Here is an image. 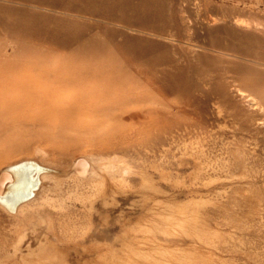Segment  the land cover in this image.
I'll return each mask as SVG.
<instances>
[{
	"label": "rangeland",
	"instance_id": "rangeland-1",
	"mask_svg": "<svg viewBox=\"0 0 264 264\" xmlns=\"http://www.w3.org/2000/svg\"><path fill=\"white\" fill-rule=\"evenodd\" d=\"M127 3L112 11L124 22L36 8L48 30L32 38L0 20V170L29 165L28 184L0 194V264H264V12ZM33 9L0 0L8 20ZM89 155L104 177L65 176ZM43 173L64 176L61 189ZM23 187L34 194L22 203H37L17 213L9 198ZM47 191L58 201L42 206Z\"/></svg>",
	"mask_w": 264,
	"mask_h": 264
},
{
	"label": "bare ground",
	"instance_id": "bare-ground-1",
	"mask_svg": "<svg viewBox=\"0 0 264 264\" xmlns=\"http://www.w3.org/2000/svg\"><path fill=\"white\" fill-rule=\"evenodd\" d=\"M22 1H28V2H30V3H33L34 4V8L35 9H33V10H20V11H17L18 12V14H19V17L18 18H16L14 21H12L11 19H5L4 17H1L0 16V20L1 21H5V22H7L8 21V23H10V25H11V28H12V30H15V31H17V30H21L20 31V35L22 36V37H24V38H26V37H30V38H32V37H36V35H38V33H41V32H45V30L47 31L48 29H47V27L45 26L46 25V22H47V18H46V16L45 15H43L42 14V12H40V11H36V8H41V7H43V6H47V7H49V8H60V9H64V11H65V9L66 10H70V11H77V12H79V13H81V14H84V15H92L93 17L95 16V17H97V18H99L100 20H107V21H114V22H124L123 20H122V18H120V17H118L119 15H114V13L112 12L113 10H115V9H117L120 13H122V11L126 8V7H129L130 5L127 3V0H122L123 2H121V3H117V4H110V3H108V2H106L105 0H104V2H101L100 4L97 2V0H77L78 2L79 1H82V2H79L77 5H75L74 3H72L73 1L72 0H69V1H67V2H64V1H62V0H22ZM221 1V3H230L231 4V6H232V8H239V6H242V8L244 7V8H247L248 9V11H250V10H252L253 12L255 11H263L264 12V0H220ZM130 8H131V6H130ZM122 15V14H121ZM120 15V16H121ZM215 21V20H214ZM241 21V20H240ZM243 23V22H242ZM41 24V25H40ZM235 24V23H234ZM40 25V26H39ZM51 32H53L54 33V31H51ZM55 34V33H54ZM3 36V35H2ZM97 46H100L101 48H103L101 45H98L97 44ZM90 47V46H89ZM99 48V47H98ZM101 48H100V50H101ZM104 49V48H103ZM102 49V50H103ZM94 50V49H93ZM98 51V50H97ZM82 53H85V51H83L82 50ZM21 54H22V51H21ZM254 101V100H253ZM255 102V101H254ZM254 104V103H253ZM185 144V143H184ZM176 149V148H175ZM41 152V154H42V151H40ZM175 152V151H174ZM36 153H37V151H36ZM203 154V153H202ZM35 155V154H34ZM90 156V155H89ZM179 156V155H178ZM98 157V156H97ZM98 158H100V157H98ZM98 158H96V156L95 157H89V158H87V162L84 160V162H83V160H81V159H75L74 160V162H73V164H72V167H71V170H70V172L68 173V175H67V173H66V175L65 176H69V175H71L72 177L74 176V175H76V177H81V178H85V179H87L88 177V179L87 180H91L92 182H94V178H93V176L95 175V179H96V177H98L99 176V174H98V171L100 172H102V175H103V172L106 170V169H104L105 168V166H103L105 163H104V161L102 160V162H101V160L100 159H98ZM235 158V157H234ZM18 159V158H17ZM26 159V158H25ZM89 159V160H88ZM114 159V158H113ZM236 159V158H235ZM77 160V161H76ZM238 160V159H237ZM88 161H90L91 163H92V165H94L95 167H96V169L95 168H89V169H87L86 168V163H88V164H90V162H88ZM196 161V160H195ZM239 161V160H238ZM5 163L7 162V161H4ZM11 162V161H10ZM37 162V161H36ZM194 162V161H193ZM13 163V162H12ZM46 163V162H45ZM44 163V166H46V164ZM245 163V162H244ZM3 164V163H2ZM7 164V163H6ZM10 164V163H9ZM39 164V163H38ZM211 164V163H210ZM43 165V164H42ZM91 165V164H90ZM178 165V164H177ZM49 166V165H48ZM47 166V167H48ZM93 166V167H94ZM207 166V165H206ZM240 166V165H239ZM241 166H243V164H241ZM240 166V167H241ZM29 167V165H28V163L27 162H25V161H21V162H15V163H13V165H11L9 168H8V172H11V174L10 173H8V172H5L4 170H0V194H2V192H4L3 190H5L7 187H5V185L11 180V179H13V180H15V182L16 181H20L21 179H23L27 184H28V175H27V171H26V169ZM51 167V166H50ZM54 167V166H53ZM92 167V166H91ZM199 167H200V165H199ZM198 167V168H199ZM196 168V167H195ZM242 168V167H241ZM57 169V168H56ZM206 169V168H205ZM240 169V168H239ZM58 170H61V168L60 169H58ZM192 170V169H191ZM107 171V170H106ZM196 171V170H195ZM241 171V170H240ZM26 172V173H25ZM100 172V173H101ZM189 172H191V171H189ZM235 172H237L236 170H235ZM242 172V171H241ZM244 172V171H243ZM31 173V172H30ZM29 173V174H30ZM54 173V172H53ZM105 173V172H104ZM112 173V172H111ZM110 173V174H111ZM196 173H197V171H196ZM64 174V173H63ZM113 174H114V172H113ZM233 174V173H232ZM231 174V175H232ZM234 174H236V173H234ZM237 174H239V173H237ZM236 174V175H237ZM41 176H39V178L40 177H42V180L43 181H47L48 180V177L50 176V175H47V174H44L43 173V176H42V174H40ZM106 175V174H105ZM105 175H103L102 177H104ZM187 175V174H186ZM231 175H229V176H231ZM101 176V175H100ZM235 176V175H234ZM234 176H233V178H234ZM47 177V178H46ZM58 178L59 177H62V176H57ZM64 177V176H63ZM62 177V178H63ZM75 177V176H74ZM101 177V178H102ZM114 177V176H113ZM113 177H111V178H113ZM192 177V176H191ZM33 178V177H32ZM43 178H46V179H43ZM58 178H56V176H54V177H49V179L51 180L52 179V181H50L49 183H50V185L51 186H53L54 187V189H55V191H57V190H59V189H61V185L59 184L60 183V180L58 179ZM69 178V177H68ZM81 178H79V179H81ZM93 178V179H92ZM236 179L238 178V177H235ZM65 179H66V177H65ZM114 179V178H113ZM116 180H117V178H115ZM62 180V179H61ZM82 180V179H81ZM84 180V179H83ZM100 180H102V179H99V181ZM116 180H113V181H115V183H117V184H123V183H121L122 181H123V179H119L118 178V180H117V182H116ZM231 180V179H230ZM97 181V180H96ZM102 181H104V180H102ZM221 181H222V179H221ZM226 181V180H225ZM13 182V181H12ZM24 182V183H25ZM79 182H81V181H79ZM82 182H84V181H82ZM86 182V181H85ZM90 182V181H89ZM88 182V183H89ZM204 182V181H203ZM202 182V183H203ZM207 182V181H206ZM205 182V183H206ZM216 182H219L218 180L216 181ZM240 182H241V180H240ZM246 182V181H245ZM87 183V182H86ZM85 183V184H86ZM99 183V182H98ZM100 183H101V181H100ZM113 183V182H112ZM209 183V182H208ZM12 184H14V183H12ZM79 184V183H78ZM84 184V185H85ZM241 184V183H240ZM41 185V184H40ZM45 185V184H44ZM43 184L40 186V187H42V186H44ZM50 185H48L47 186V184H46V186H47V188L50 186ZM73 185H74V183H73ZM77 185V184H76ZM80 185H81V183H80ZM92 185V184H91ZM94 185V184H93ZM123 185H125V184H123ZM9 186H10V184H9ZM50 186V187H51ZM78 186V185H77ZM76 186V187H77ZM86 186V185H85ZM84 186V187H85ZM96 186V185H95ZM114 186V185H113ZM243 186H244V184H243ZM242 186V188H245V187H243ZM5 187V188H4ZM11 187V186H10ZM27 187V186H26ZM90 187H92V186H90ZM115 187V186H114ZM43 188V187H42ZM70 188V187H69ZM79 188V187H78ZM81 188H82V186H81ZM88 188V187H87ZM118 188V187H117ZM188 188V187H187ZM206 188V187H205ZM36 189V188H35ZM41 189V188H40ZM74 189V192L73 193H75V188H73ZM230 190H231V188H229ZM234 189V188H233ZM232 189V190H233ZM236 189V188H235ZM234 189V190H235ZM247 189V188H246ZM67 190V189H66ZM69 190H71V189H69ZM77 190V189H76ZM229 190V191H230ZM239 190V189H238ZM241 190V189H240ZM29 192L28 194H26L25 196H23L22 194L24 193V192ZM42 189L38 192V193H42ZM80 191V190H79ZM78 191V192H79ZM115 191V190H114ZM243 191H245L244 189L242 190V192ZM50 192V191H49ZM70 192V191H69ZM77 191H76V194L78 193ZM85 192V191H84ZM86 192H87V190H86ZM221 192V191H220ZM224 192V191H223ZM254 192V191H253ZM55 193V192H54ZM105 193V192H104ZM193 193H195V192H193ZM219 193V192H218ZM13 195L11 196V198H9V199H12V200H10L11 202H12V204L15 202V201H17L18 200V202H20L22 199H26V198H30V197H32V195L34 194V192L32 193L31 192V189L30 190H28V188H27V190H26V188H19L18 190H16L14 193H12ZM36 194V193H35ZM43 194V193H42ZM46 194V196H45V198L43 199V201H42V198H41V202H43L42 204V206H44V203L45 202H53V201H55V200H57L56 199V195L54 196V194H50V193H48V191H47V193H45ZM75 194V195H76ZM197 194V193H196ZM223 194V193H222ZM235 194V193H234ZM243 195H244V192L242 193ZM251 194V193H250ZM11 195V194H10ZM89 195V194H88ZM104 195V194H103ZM174 195V194H173ZM224 195V194H223ZM237 195V194H236ZM21 196H23V198L21 197ZM58 196V195H57ZM83 196V195H82ZM91 196V195H90ZM105 196V195H104ZM172 196V195H171ZM8 197H10V196H8ZM40 197V196H39ZM39 197H38V199H39ZM59 197V196H58ZM77 197V196H76ZM250 197V196H249ZM258 197V196H257ZM61 198V197H60ZM59 198V199H60ZM78 198V197H77ZM79 198H81V197H79ZM83 198V197H82ZM86 198V197H85ZM93 198V197H92ZM35 199H37V196H36V198ZM34 198L33 199H31V200H29V201H27V202H24V203H22L23 201H21V204L20 205H18L17 207H16V210L15 211H17V213H19V212H22L23 210H24V207H25V205H30V204H32L33 205V203L35 204V203H37L36 202V200H35ZM74 199V198H73ZM84 199V198H83ZM89 199V198H88ZM190 199V198H189ZM248 199V198H247ZM250 199H252V198H250ZM255 199V198H254ZM253 199V200H254ZM260 199V198H259ZM14 200V201H13ZM201 200V205H202V200L203 199H200ZM200 200H198V201H200ZM207 200V199H206ZM252 200V201H253ZM6 201H8V199L6 200ZM58 201V200H57ZM75 201V200H74ZM93 201V200H92ZM192 201V200H191ZM195 202H196V200H194ZM198 201H197V204L199 205V203H198ZM263 201H264V199H263ZM11 202H10V204H11ZM33 202V203H32ZM41 202H40V206H41ZM76 202V201H75ZM81 202V201H80ZM158 202V201H157ZM187 202H189V200L187 201ZM193 202V201H192ZM195 202L194 203H192V205L193 204H195ZM207 202H210V201H207ZM216 202V201H215ZM255 202H257V199H256V201ZM6 203V202H5ZM7 203H9V202H7ZM51 203H50V205L49 206H51ZM212 203V202H211ZM258 203V202H257ZM2 204V203H1ZM15 204V203H14ZM60 204V203H59ZM63 204V203H62ZM185 204V203H184ZM191 205V203L189 202L186 206H188V205ZM249 204V203H248ZM252 204H254V203H252ZM256 204V203H255ZM6 205V204H5ZM45 205H46V203H45ZM52 205H54V203H52ZM56 205V204H55ZM155 205V204H154ZM177 205V204H176ZM180 205H182V203L180 204ZM191 205V206H192ZM257 205V204H256ZM259 205V204H258ZM12 206V205H11ZM60 205H58V207H59ZM156 206H157V204H156ZM172 206V205H171ZM179 206V205H178ZM195 206V205H194ZM197 206V205H196ZM195 206V207H196ZM28 207V206H27ZM34 207V206H33ZM46 207H48V205L46 206ZM54 207V206H53ZM52 206H51V209L53 208ZM58 207H56V208H53L54 210L55 209H57ZM159 207V206H158ZM173 207V206H172ZM175 207V206H174ZM184 207V206H183ZM256 207V206H255ZM7 208V207H6ZM38 208V207H37ZM60 208V210H61V212H62V209H64V208H66V207H64V208H62L61 209V207H59ZM156 208V207H155ZM245 208V207H244ZM259 208V207H258ZM8 209H14V206H12V208H8ZM67 209V208H66ZM174 209V208H173ZM254 209V208H253ZM73 210V209H72ZM168 210H170V208L168 209ZM172 210V209H171ZM170 210V211H171ZM10 211H12V210H10ZM66 211V210H65ZM70 212V211H69ZM163 212V211H162ZM172 212H175L174 210H172ZM172 212L170 213V215L172 214ZM193 212V211H192ZM84 213V212H83ZM154 213V212H153ZM156 213V212H155ZM159 213V212H158ZM196 213V212H195ZM157 214V213H156ZM11 215H13V214H11ZM181 215V214H180ZM180 215H178V216H180ZM172 216V215H171ZM183 216V215H182ZM186 216V215H185ZM170 218V217H169ZM172 218V217H171ZM180 218V217H179ZM192 218H194V217H191V220H192ZM23 219V218H22ZM188 219H189V217H188ZM196 219V218H195ZM177 220V219H176ZM183 220H185V219H183ZM199 220V218L197 219V221ZM182 221V220H181ZM187 222H189L188 220H186ZM177 222V221H176ZM179 223H181V222H179ZM178 223V224H179ZM184 223V222H183ZM175 224V223H174ZM181 226H184V225H182V224H180ZM202 225V224H201ZM198 226V225H197ZM196 226V227H197ZM175 227H177V226H174V228ZM186 227V226H185ZM194 227V226H193ZM193 227L191 228L193 231L191 232V233H194L195 231H194V229H193ZM199 227V226H198ZM203 227V226H202ZM179 228V227H178ZM189 228V229H190ZM200 228V227H199ZM198 228V229H199ZM204 228H206L205 226H204ZM51 229V228H50ZM64 229V228H63ZM182 229V228H181ZM196 229V228H195ZM197 229V230H198ZM200 229H202V228H200ZM178 230V229H177ZM185 230V228L182 230V231H180V230H178V231H180V232H183ZM213 230V229H212ZM189 231V230H188ZM187 231V232H188ZM191 231V230H190ZM203 231V230H202ZM202 231H200V232H202ZM179 232V233H180ZM184 232H186V230L184 231ZM199 232V231H198ZM49 233V232H48ZM190 233V234H191ZM195 233H197V232H195ZM182 234V233H181ZM189 234V235H190ZM199 234V233H198ZM198 234H197V236H198ZM204 234V233H203ZM207 234V233H206ZM186 235V234H185ZM200 236H202V233H200L199 234ZM47 236V235H46ZM177 236H182V235H177ZM186 236H188V233H187V235ZM186 236H184V237H186ZM192 236H195L196 237V235H192ZM26 237V236H25ZM188 238H189V236H188ZM197 238V237H196ZM199 238V237H198ZM43 239H45V242H44V244L42 243V244H40L41 246H46V245H48V246H51V242H50V240H48V237H46V238H43ZM29 240V239H28ZM39 240V239H38ZM70 240V239H69ZM30 242V241H29ZM39 242V241H38ZM41 242H43V240L41 239L40 240V243ZM30 245V244H29ZM52 245H54V244H52ZM17 246V245H16ZM185 246V245H184ZM52 247V246H51ZM50 248V247H49ZM55 248V247H54ZM184 248V247H183ZM194 248V247H193ZM16 249V248H15ZM28 249H30V248H28ZM33 249V248H32ZM31 249V250H32ZM51 249V248H50ZM193 250V249H192ZM33 251V250H32ZM32 251H31V253H32ZM164 251V250H163ZM172 251V250H171ZM186 251V250H185ZM17 252V251H16ZM51 252H54V250H51ZM165 252V251H164ZM163 252V253H164ZM167 252V251H166ZM165 252V255L167 254ZM169 252V251H168ZM181 252V251H180ZM180 252H178V253H180ZM190 252H192V251H190ZM189 252V253H190ZM177 253V254H178ZM186 253H187V251H186ZM186 253L184 254V253H182V254H184V257H187V256H185L186 255ZM13 254V253H12ZM20 254V253H19ZM169 254V253H168ZM167 254V255H168ZM190 254H192V253H190ZM155 255V254H154ZM167 255L165 256V257H167ZM171 255V254H170ZM198 255V253L195 255V257ZM201 255V254H200ZM136 256V255H135ZM169 256V255H168ZM172 256V255H171ZM182 256V255H181ZM181 256H180V258H181ZM189 256V255H188ZM192 256V255H191ZM32 257V256H31ZM54 257V255L52 256V258L51 259H53V260H51V261H55V259H57V258H53ZM146 257H148V256H146ZM14 258V257H13ZM161 258V257H160ZM193 259H194V257H192ZM199 258V257H198ZM62 259V258H61ZM60 259V260H61ZM148 259H150V258H148ZM164 259V258H163ZM185 259H187V258H185ZM191 259V258H190ZM197 259V258H196ZM195 259V260H196ZM175 260V259H174ZM180 260H182V259H180ZM194 260V261H195ZM23 261V260H22ZM36 261V260H35ZM40 261V260H39ZM50 260H49V262H51ZM93 261V260H92ZM124 261V260H123ZM164 261V260H163ZM187 261V260H186ZM194 261L193 262H191V263H193L194 264ZM26 262V261H25ZM37 262H38V260H37ZM41 262V261H40ZM57 262H59L58 260H57ZM85 262V261H84ZM89 262V261H88ZM87 261H86V263H88ZM154 263H152V264H155L156 263V261H153ZM203 262V261H202ZM23 263V262H22ZM62 264H67L66 262H61ZM60 263V264H61ZM83 263V262H82ZM158 263H160V262H158ZM162 263V262H161ZM178 263V262H177ZM183 263V262H182ZM36 264H38V263H36ZM50 264V263H49ZM55 264H59V263H55ZM151 264V263H150ZM167 264V263H166ZM183 264H185V262L183 263ZM189 264V263H188ZM202 264V263H201Z\"/></svg>",
	"mask_w": 264,
	"mask_h": 264
}]
</instances>
